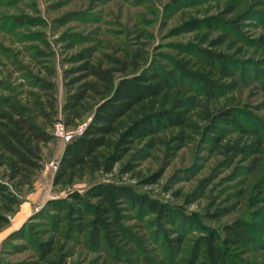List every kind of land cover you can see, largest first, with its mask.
Listing matches in <instances>:
<instances>
[{"label": "rangeland", "instance_id": "obj_1", "mask_svg": "<svg viewBox=\"0 0 264 264\" xmlns=\"http://www.w3.org/2000/svg\"><path fill=\"white\" fill-rule=\"evenodd\" d=\"M249 6L258 11L236 17ZM195 17L212 19V26L208 28L203 22L198 29L182 26ZM235 17L236 25H229L227 19ZM220 32L227 34L226 39L210 46L209 39ZM201 35L206 36L204 41H200ZM199 47L224 51L234 60L233 74L217 79L228 85L209 97L196 95L208 110L234 108L238 125L220 124L224 133L219 142L244 141L256 132L263 134L264 0H0V94L22 102H30L33 97L44 99L45 92L38 82L51 81L56 106L53 122L62 121L64 81L77 75H65L64 70L80 62L77 55L85 48L91 51L88 60L94 64L114 68L124 62L127 73L134 64L141 69L149 62L169 68L174 60L191 59ZM120 74L115 70L113 76ZM35 119L40 120L37 116ZM88 119L85 112L75 123L63 124L74 130ZM50 129L52 132V125ZM144 139L134 140L111 171L60 185L52 182L55 168L48 167V163L53 161L56 166L66 140L53 134L42 145L43 162L32 174L30 184L15 189L17 205L8 222L0 226V264H37L36 253L22 228L35 219L34 213L47 198L64 195L69 188L81 189L95 180L130 184L174 207L176 215L182 216L181 220L176 218L175 225L183 229L184 236L183 250L173 259L191 248L202 234L201 225L219 229L222 223L239 217L247 222L255 247L245 251L228 247L224 264H264V206L250 205L251 197L258 193L264 199V180L245 198L240 197L250 155L245 158L243 153L231 154L192 133L175 150L156 144L149 148V155L136 159L132 154ZM126 161L133 167L121 172L119 166ZM4 172L5 167L0 165V177L6 180ZM151 218V213L143 216L144 220ZM162 227L169 229L171 225ZM159 231L154 225L140 230L145 237L155 234V243L145 240V247L151 248L148 253L167 258L164 238L173 233Z\"/></svg>", "mask_w": 264, "mask_h": 264}, {"label": "trees", "instance_id": "obj_2", "mask_svg": "<svg viewBox=\"0 0 264 264\" xmlns=\"http://www.w3.org/2000/svg\"><path fill=\"white\" fill-rule=\"evenodd\" d=\"M256 11L249 6L236 17ZM236 17L227 19L229 25H236ZM201 22L208 28L212 26V19L196 17L187 19L182 26L198 29ZM201 37L200 41H204L206 36ZM226 37L220 32L209 39V45L220 44ZM197 50L193 60H174L169 68L149 62L141 69L134 64L127 73L124 62L114 68L100 66L88 60V48L82 50L76 58L80 62L64 70L65 75H77L64 81L65 97L60 110L65 125L75 123L85 112L89 119L79 133L65 141L52 182L70 185L96 172L111 171L136 139L145 138L132 154L142 159L156 144L175 150L196 133L201 140L231 154L243 153L245 158L250 155L240 197L253 192L264 180V133L256 132L244 141L219 142L224 133L220 124L238 125L234 108L208 110L196 95L209 97L228 85L217 79L233 74L234 60L224 51L207 47ZM113 59L118 63L117 58ZM115 70L122 74L115 78ZM38 86L46 98L22 102L0 94V165L5 167L6 177H0V226L8 222L17 205L15 189L30 184L32 174L43 162L42 145L53 136L50 128L56 106L52 82L40 80ZM132 167V162L126 161L119 170L130 171ZM263 201L258 193L251 197L250 205L264 206ZM147 213L153 218L144 220ZM33 217L22 230L36 253L37 264H224L228 247L240 251L255 247L247 222L235 217L219 229L201 225L202 234L194 239L191 248L173 259L183 250L184 232L175 225L176 218L181 220L182 216L176 215L167 201L111 180L91 181L81 189L69 188L64 195L49 197ZM162 224L171 227L163 228ZM150 225L166 235L173 233L164 238L169 257L148 253L151 248L145 247V240L155 243V234L145 237L140 230Z\"/></svg>", "mask_w": 264, "mask_h": 264}, {"label": "built area", "instance_id": "obj_3", "mask_svg": "<svg viewBox=\"0 0 264 264\" xmlns=\"http://www.w3.org/2000/svg\"><path fill=\"white\" fill-rule=\"evenodd\" d=\"M84 124L85 122L78 125L74 130H69L64 126L61 120H56L52 124V133L62 137L65 140H68L73 134L79 133L82 130ZM48 167L55 168V163L53 161H50L48 163Z\"/></svg>", "mask_w": 264, "mask_h": 264}]
</instances>
